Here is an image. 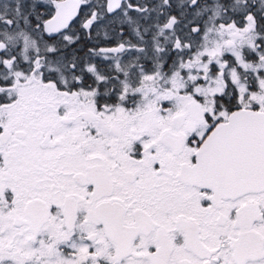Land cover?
<instances>
[{"label":"snow or ice","instance_id":"1","mask_svg":"<svg viewBox=\"0 0 264 264\" xmlns=\"http://www.w3.org/2000/svg\"><path fill=\"white\" fill-rule=\"evenodd\" d=\"M0 264H264V0H0Z\"/></svg>","mask_w":264,"mask_h":264}]
</instances>
